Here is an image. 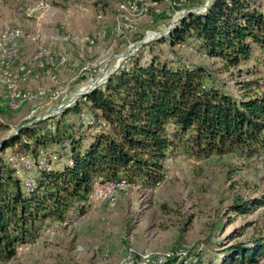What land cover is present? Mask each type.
<instances>
[{"label":"trees","instance_id":"trees-1","mask_svg":"<svg viewBox=\"0 0 264 264\" xmlns=\"http://www.w3.org/2000/svg\"><path fill=\"white\" fill-rule=\"evenodd\" d=\"M189 40L227 72L246 65L255 47L264 50V19L254 0H212L205 13L187 15L155 47L167 43L173 49ZM150 51L145 63L139 51L127 58L126 66L60 115L23 125L2 141L0 264L15 258L18 246L35 241L46 219L63 221L72 208L85 213L99 184L119 179L146 187L160 183L175 142L187 156L234 152L264 163V74L246 68L238 82L240 94L233 96L207 68ZM82 113L90 124L81 122ZM26 156L40 173L31 190L24 183L28 170L21 157ZM53 157L66 160L55 167ZM42 158L53 167H42ZM262 206L264 192L250 199L235 195L230 209L249 215ZM228 250L221 264L256 263L264 258V234L254 231ZM202 253L173 254L156 264H201Z\"/></svg>","mask_w":264,"mask_h":264},{"label":"rangeland","instance_id":"rangeland-1","mask_svg":"<svg viewBox=\"0 0 264 264\" xmlns=\"http://www.w3.org/2000/svg\"><path fill=\"white\" fill-rule=\"evenodd\" d=\"M204 2L193 0L188 8ZM114 6L113 0H0V28L8 26L23 34L11 66L2 63L6 55L0 44V146L4 139L26 125L33 105L39 107L38 116L52 112L73 94L88 88L92 81L98 83L95 86L98 88L107 76L126 66L127 58L138 51L141 63L148 61L153 50L152 53L161 54L166 60L203 66L216 83L233 96L240 94L238 82L246 77V68L254 69L255 74H264V50L258 47L254 48L246 65L227 72L221 69L219 62L199 54L196 43L191 40L173 49L167 43L155 47L158 39L147 42L144 48L145 45L139 47L154 36L151 33L147 36V30L166 37L168 26L177 18L174 15L157 16L151 27L145 19L135 34L116 37ZM151 15L154 16L153 11L149 16L153 18ZM105 26L106 38L101 40ZM38 30L45 35L44 46L51 54L61 51L53 42L57 32L88 35L95 43L68 45L77 68L60 72L48 65L36 68L30 59L37 51L38 44L32 38ZM128 53L129 57L121 60ZM21 67L31 73L26 81L19 82V88L40 89L46 94L41 100L28 101L14 112L6 107L8 92L4 74L14 76L20 73ZM104 70L105 73H101ZM81 72L83 74L79 75ZM103 76L106 79H102ZM52 93L59 98L55 99ZM175 143L164 161V177L160 183L146 187L140 181L132 182L127 191L118 194L114 203L90 197L86 212L66 224L58 219H46L37 239L30 242V248L20 250L4 264H156L159 257L199 252H204L199 257L201 264H221L225 253H231L226 250L235 241L254 231L264 234V206L249 215H237L230 209L235 195L250 199L264 192V163L243 160L234 152L213 153L208 157L187 156L181 143ZM65 160L53 157L52 162L60 167ZM237 233L241 235L236 236ZM252 264H264V258Z\"/></svg>","mask_w":264,"mask_h":264},{"label":"built area","instance_id":"built-area-1","mask_svg":"<svg viewBox=\"0 0 264 264\" xmlns=\"http://www.w3.org/2000/svg\"><path fill=\"white\" fill-rule=\"evenodd\" d=\"M254 1L258 7L259 13L264 19V0ZM113 2L115 4V18L113 26L114 32L116 34V37L122 38L125 35L135 34L136 31H138L139 25H141V22L145 19H148V21L146 20V22H148V27H151L153 24H155V18L157 16L168 17L174 15L177 18L173 19L170 26H168L166 30L167 36L171 32V30L174 29L180 23V21L188 15V10H192L197 15L203 14L210 6L212 0H205V2L201 6L196 5L193 8H188L191 3H193V0H113ZM152 11L154 13V16L151 15L153 16V18H150L149 16ZM174 22H176V24L173 26ZM106 30V26L103 27L100 36L101 40H104L106 38ZM149 33L153 34L154 36L148 38L146 40L148 42L159 39L162 36V33L158 34L152 32L151 30H147V36ZM22 38L23 34H21V32L18 30H13L8 26L0 28L1 51L3 52V54L6 55V57L2 60V63L5 66H11V61L14 57H16L18 42ZM44 39L45 35L43 34V32H40L38 30L35 36L32 38L33 42L38 44L37 51L34 53V55L31 56L30 60L32 61L33 66L36 68H43L45 65H48L49 68H54V70L58 72L67 71L69 70V68L73 69L78 67L77 62L74 61V58L71 56V53L68 52V45L79 46V44L82 42L83 44L92 46L95 43L94 39L88 35L81 36L76 33L57 32L53 36V42L58 45V48H60L61 51L59 50L60 52L58 54H51L44 46ZM30 73V71L24 70V67H21L20 73L16 72L14 76H11L10 73L4 74L7 80L6 88L8 92L6 99V107L10 111L15 112L19 110L24 104H27L28 101L41 100L46 94L44 90L40 89L36 91H31L24 89L22 90L19 88V82L26 81V77ZM101 73L104 74L105 70ZM81 74L83 73H79V75ZM105 77L103 76L102 79H106L108 76L106 78ZM92 83H95V86L98 85L96 81H92L91 84ZM91 84L88 85V88L84 89L83 91H78L77 93L73 94L72 97L68 99V101L59 104L57 108L52 110V112L44 113L41 116H38V114H36L39 110V107L33 105L30 114L26 118V125H31L38 121L45 120L49 117L58 116L63 112L64 108L66 110L68 108L73 107L79 99L83 98L86 94L97 88L95 86L90 88ZM83 93H85V95L79 97ZM52 94L54 95V93ZM54 96L55 99L59 98V95L56 96L55 94ZM77 97L79 98L77 99ZM79 118L83 124L91 123L90 118L85 113L80 114ZM21 161L23 167L28 170L24 175L25 187L27 190H31L35 186L36 175L38 176L40 173L37 172L38 168L27 156L21 157ZM67 162L68 164L72 163L70 159L67 160ZM12 163L15 167H19L18 161L12 160ZM40 165L47 170L52 168V166L45 160V158H42L40 160ZM130 186L131 182L127 181L126 179L105 182L96 186L92 190L90 197L94 200L99 199L101 201H109L110 203H114L118 197V194L127 191ZM78 215L79 210L77 208H72L68 211L66 218L60 222L66 224L69 221L75 219ZM45 231L48 232L49 227H47ZM31 243L27 242L18 246L16 255L19 254L20 250H26L30 248ZM164 258L165 257H159L158 259H156L155 263L162 262Z\"/></svg>","mask_w":264,"mask_h":264},{"label":"water","instance_id":"water-1","mask_svg":"<svg viewBox=\"0 0 264 264\" xmlns=\"http://www.w3.org/2000/svg\"><path fill=\"white\" fill-rule=\"evenodd\" d=\"M189 14H196L195 12H193L192 10H188V15ZM176 24V22H174L173 23V26ZM148 41H144V42H142L141 44H140V46L139 47H142L143 45H145L146 43H147ZM138 49V48H137ZM127 57H129V54H126V55H124L122 58H121V60H123V59H125V58H127ZM120 60V61H121ZM119 61V62H120ZM95 82V81H94ZM95 86V83H92L91 84V86H90V88H92V87H94ZM87 92H89V91H87ZM83 95H85V93H83V94H81L79 97H81V96H83ZM79 97H77V99L79 98ZM65 110V108L63 109V111Z\"/></svg>","mask_w":264,"mask_h":264}]
</instances>
